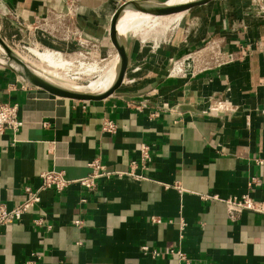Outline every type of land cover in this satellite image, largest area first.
<instances>
[{"label":"crops","instance_id":"1","mask_svg":"<svg viewBox=\"0 0 264 264\" xmlns=\"http://www.w3.org/2000/svg\"><path fill=\"white\" fill-rule=\"evenodd\" d=\"M72 1L0 0L23 24L39 20L26 27L37 44L76 55V42L57 37L68 22L87 41L102 39L116 9L134 0H79L86 7L111 2V9L74 16ZM262 6L264 0H211L187 9L176 40L189 29L190 49L221 56L208 65L194 60L191 73L170 74L167 49L148 55L129 40L131 84L123 81L121 90L138 91L135 96L58 97L26 86L0 64V102L16 104L22 122L0 134V203L17 205L23 187L37 188L47 169L77 179L98 159L110 174L91 190L76 183L42 190L35 206L0 228V264L31 258L36 264H178L170 253L177 249L190 264H264V212L229 213L224 201L248 193L264 204ZM184 49H170L171 56ZM106 118L116 123L114 133L101 129ZM142 144L148 146L145 163Z\"/></svg>","mask_w":264,"mask_h":264},{"label":"rangeland","instance_id":"2","mask_svg":"<svg viewBox=\"0 0 264 264\" xmlns=\"http://www.w3.org/2000/svg\"><path fill=\"white\" fill-rule=\"evenodd\" d=\"M110 4H111V2H110ZM110 4L107 3L106 1H103L101 4H98L95 7H93V6L92 7H86V6L82 5L79 0H73L72 2H70V5H69L70 12H71L70 14L72 16H74L75 11H76L78 15L79 14L81 15L82 11H80V10H84L86 12H95L96 10L100 11L101 9L105 13L108 14V12L110 11L109 9H111V7L109 6ZM116 5H117V2H116ZM261 9L264 12V6H262ZM186 16H187V12L185 13L184 18L182 19L183 21L186 19ZM23 23H24L23 20L19 19L18 14H16V11L13 8H11V6H9L8 4L0 2V37L3 40V42L5 43V45L8 46L10 48V50H12V52H14L16 55H18L22 60L27 62L28 58L26 57V54L29 53L28 47L38 46V49H40V50H44L45 48L47 49L48 47H46L44 44H37V42L34 40L32 34H31V30L26 28V27H29L31 25L33 26V25L38 24L39 23L38 19L35 21L34 24H29V23L23 24ZM18 25H22L24 28H21ZM177 30H178V26H175V27L168 29L167 33L163 36L159 35V36L155 37V36L151 35L146 40L141 41L138 36L133 34V30L129 25H124L123 26L124 35H120V38L122 39L123 37L127 36V34H131V36L134 37V41L136 40V42H138V45L140 46L139 49L142 51L144 50L145 52L149 53L148 55H151L150 53H152V55L154 56V54L156 52H158V50L161 51V50L167 49L168 53L166 54V58H164V63L167 62L169 64L168 71L170 74H171V70H172L173 66L177 62H180V66L178 67L180 71H178V72H180V73H182V72L191 73V70L196 65V62H195L196 59H197V61H201V60L204 61L202 63L203 65L213 64V63L219 62V60H221L220 54L214 53V52H218V51L213 50L211 52H205V50L202 49V47H200V46L190 49L189 45H190V42L192 41V39L190 37H188V35L190 34L189 29H183L182 33L180 35V38L178 40H176ZM186 30H188L189 32ZM80 31H81V29H79V28L73 29V31H71L70 30V23L68 22L63 27L61 33L57 37L59 40H66L67 42L68 41L76 42V44H75L76 47L80 48V49H76L78 53L81 51L85 55L84 49H91L93 52H91L90 55H87V57L84 58L85 60L82 59L83 57L81 58V56L80 57L77 56L76 53H74V51L69 52V53H65V52L62 53L63 57L67 60H72V61L80 60V61H84V62H88V63H94L97 68L104 69V67H106L107 64L104 66H99V65H102L105 61L108 62L110 55L113 54L110 52L112 48L109 46L106 36H103L101 40L98 38H95L92 41H83V40L77 39ZM82 39H85V38L82 36ZM122 41H123V39H122ZM200 42H198V43L201 44ZM198 43H196V44H198ZM180 44H184V47H185L184 51L176 57L174 55L171 56L170 49H174L176 51L178 45H180ZM194 50H197L198 55L197 54L196 55L188 54L189 52L194 51ZM116 52L117 51L115 50L114 53H116ZM174 53L175 52H173V54ZM213 53H214V56L212 55V57H210V55ZM185 57H188L189 61L193 62L191 69H189V66H188V64H189L188 59H186V61L185 60L181 61ZM142 62H144V61H142ZM170 62H174L173 65L170 66ZM27 63L30 64L29 61ZM36 65L39 66L37 63H36ZM30 66H32L34 69L38 70L35 66H33V64H30ZM130 69H132V67L128 68V70L126 72V76H124V78H123L124 82H125V80H127L124 83V87L129 86L131 84V83H129L130 77L132 75ZM180 73H177V74H180ZM77 76H79L78 79H74L72 81H69V82H71L70 84L78 85V86H84L88 83V78L95 77L96 74L93 73L90 76L81 74V76L80 75H77ZM56 81L61 85H63V83L65 82V80H59V79H56Z\"/></svg>","mask_w":264,"mask_h":264},{"label":"bare ground","instance_id":"3","mask_svg":"<svg viewBox=\"0 0 264 264\" xmlns=\"http://www.w3.org/2000/svg\"><path fill=\"white\" fill-rule=\"evenodd\" d=\"M194 1L195 0H168L166 5L171 6L185 4ZM131 2H135V0L124 2L118 7V9H121L120 11H118L116 30L119 35L120 41H122L120 35H124V25H129L133 30V34L138 36L141 41L146 40L151 35L155 37L159 35L163 36L167 33L168 29L178 26L180 24L184 12L187 11V9L194 5H198L194 4L180 11L167 15H153L148 12L131 8L130 6H128ZM77 39L87 41L86 39H82L80 35H78ZM84 50L85 55L81 51L79 53L77 52V56H81V58L83 57V60H85L84 58H86L87 55H90L91 53V49ZM28 52L29 53L26 54V57L28 58L27 60L30 64H33V66H35L40 72L30 66V64L27 63L28 61L25 62L18 56L22 60L24 65H26L38 76L68 90L91 94H101L109 90V88L113 85L117 77L119 64V57L117 52L111 56V58L106 63L107 65L106 67H104V69L97 68L94 63H88L80 60H67L63 57L62 53L59 50L51 48H45L44 50H40L38 49V46L28 47ZM186 59H188V57H185L181 61H186ZM36 63L39 66H37ZM11 64L15 67H19L16 62H11ZM192 64L193 62L189 61V69H191ZM179 66L180 62H177L173 66L171 70L172 75L180 73L178 72L180 71L178 68ZM93 73H95L97 77L88 78V83L84 86L73 85L70 84L71 82H69L74 79H78L79 76L77 75L81 76V74H84L90 76ZM56 79L65 80V82L63 83V85H61L56 81Z\"/></svg>","mask_w":264,"mask_h":264},{"label":"built area","instance_id":"4","mask_svg":"<svg viewBox=\"0 0 264 264\" xmlns=\"http://www.w3.org/2000/svg\"><path fill=\"white\" fill-rule=\"evenodd\" d=\"M21 125L22 122L17 115V105L0 102V134L4 128H11L12 131H17ZM116 128V123L108 118L104 119L101 124V129L105 132L114 133ZM140 156L143 163H145L149 158L147 145L142 144L140 146ZM88 165L91 167V172L88 175L77 179H69L65 176L63 171L55 170L54 168L42 171L39 174L40 184L37 188H32L28 185L23 187V199L21 202L12 208H6L2 203H0V228L6 224L19 220L25 212L35 206L40 201V192L42 190L54 189L60 192L65 190L73 183L91 190L95 187L96 180L98 178L101 176H110L109 173L102 170V166L100 165L98 159L90 161ZM255 182L256 180L254 178H250V180L247 181V186L252 187ZM213 197L217 198V196H212V198ZM224 201L227 205V210L229 213L233 211H240L242 209L264 212V204L252 199L248 193H244L237 197L227 198ZM34 222L39 225L41 224V219H36ZM80 222V220H75L74 224L79 225ZM184 226V223H180V233H182L181 231L183 230ZM46 228H50V225L46 226ZM142 249L147 250V246H142ZM170 253L177 256L178 264H190L189 257L183 250H170ZM152 254L154 256L158 255V251L153 250ZM23 264L36 263L34 258H31L25 261ZM206 264L212 263L207 262Z\"/></svg>","mask_w":264,"mask_h":264},{"label":"water","instance_id":"5","mask_svg":"<svg viewBox=\"0 0 264 264\" xmlns=\"http://www.w3.org/2000/svg\"><path fill=\"white\" fill-rule=\"evenodd\" d=\"M208 1L210 0H195L194 2H190V3L170 6V5H166L168 0H161V1L139 0V1L131 2L128 6L136 10L151 13L153 15H167L170 13L180 11L191 5L206 3ZM120 9L121 8L116 9L115 13L113 14L110 20L108 36L104 35L106 36L108 40L109 46L112 48L110 52L114 54V50H116L118 57H119L117 77L113 85L109 88V90H107L104 93L91 94V93H85V92H76V91L68 90L59 85H56V84H53L47 81L46 79L35 74L26 65H24L22 60L18 57V55L12 52V50H10V48L5 45L1 37H0V47H1L0 64L11 69L26 86H31L37 89L44 90L48 92L49 94H52L58 97L73 99L77 101H95V100H101L107 97L120 96V95L135 96L139 93L138 91L121 90V85L123 84V78L125 76V72L127 68L128 41L129 40L133 41L134 37L131 36V34H127V36L122 38L124 42L122 43V41H120L119 35L116 30L118 11H120ZM112 55H110V58ZM11 62H16V64H18L19 67H15L14 65L11 64ZM106 62L107 61H105L102 65H99V66L106 65ZM143 103L147 104L144 101Z\"/></svg>","mask_w":264,"mask_h":264}]
</instances>
